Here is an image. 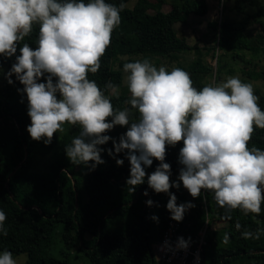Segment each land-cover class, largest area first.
Listing matches in <instances>:
<instances>
[{
  "label": "clouds",
  "instance_id": "1",
  "mask_svg": "<svg viewBox=\"0 0 264 264\" xmlns=\"http://www.w3.org/2000/svg\"><path fill=\"white\" fill-rule=\"evenodd\" d=\"M123 8L106 0H0V56L15 57L7 72L0 65V74L9 84L18 81L23 86L17 92L21 103L27 99L30 138L50 145L65 124L79 125V135L65 145V155L89 171L105 163L101 155L105 149L100 146L111 141L113 148L107 153L117 166L124 164V159L117 158L119 153L130 163L128 191L134 193L147 177L149 188L169 196L166 208L177 222L195 207L191 201L177 204L170 189L179 190L181 182L194 199L202 190H210L221 207L259 215L264 203V150L248 144L255 128L264 129V110L251 83L231 76L197 89L180 67L168 71L146 58L127 62L123 65L128 73L127 103L139 113L132 120L129 108L115 109L111 98L88 78L100 69ZM34 24L39 26L37 46H21L19 42L32 33ZM115 126H127L118 140L106 134ZM181 141L178 163L182 167L173 181L171 164L165 162L167 146ZM153 159L159 163L148 174L145 169ZM143 195H148L147 189ZM146 204L151 207L154 201ZM6 219L0 209V233L5 236ZM151 219L159 218L152 215ZM236 228L241 225L237 223ZM261 232L264 229L241 235L259 239ZM190 240L178 237L175 246L186 249ZM164 247L171 249L168 241ZM0 264L17 261L5 249L0 251Z\"/></svg>",
  "mask_w": 264,
  "mask_h": 264
},
{
  "label": "trees",
  "instance_id": "2",
  "mask_svg": "<svg viewBox=\"0 0 264 264\" xmlns=\"http://www.w3.org/2000/svg\"><path fill=\"white\" fill-rule=\"evenodd\" d=\"M128 1L106 0L117 7L124 5L121 23L112 33L100 69L95 74L89 73L88 78L95 80L111 98L115 109L129 108L131 119L136 120L139 113L127 103L130 92L127 85H122L124 63L146 58L156 66L161 60L171 62L194 49L174 27L187 22L192 14L205 15L208 4L206 0H136L127 7ZM244 3L242 0L234 6L242 14L239 19L225 15L209 23L215 29L217 49L235 59L242 57L241 51L255 54L264 50V0L252 12L245 10ZM165 4L170 5L168 11L162 10ZM227 7L222 4L221 9ZM253 24L257 25V30L252 33ZM38 31V24H34L32 33L20 41V45L29 43L35 48ZM198 54L188 66L178 63L177 67L186 70L193 86L201 89L204 85L199 82V74L215 75L212 66L203 64L200 51ZM123 56L128 58L121 60ZM14 60V56H0L5 72ZM222 66L225 64L217 66L216 80ZM258 71L264 80V66ZM251 73L252 70L247 71L248 75ZM109 84L115 87H108ZM21 87L18 81L9 84L5 77L0 78V126L10 124L13 132L5 144L0 142V209L7 216L4 222L7 235L0 233V251L7 249L13 255L25 253V264H68L77 258L81 264H158L156 242L162 238L170 219L167 203L160 199L161 193L149 188L147 177L134 193L128 191L125 182L130 163L124 153H119L117 158L124 159V164L117 166L107 153V149L113 148L111 141L100 146L105 149L101 154L105 163L95 170L72 164L65 155V145L79 135V125L65 124V130L54 134L50 145L32 140L26 131L30 123L27 99L25 96L21 103V94L17 92ZM119 87L122 88L120 93L110 94L112 89ZM257 96L264 110V92ZM126 130L127 126H115L106 134L118 140ZM182 146V141L175 147L167 146L165 162L171 164V180L182 167L178 163ZM248 146L264 150V129L255 128ZM158 163L153 159L146 173L154 171ZM146 189L147 196L143 195ZM203 196L209 221L201 264H264V232L259 239H244L241 235L244 231L255 234L257 229H264V203L259 215L245 214L239 208L221 207L212 191L202 190L199 198L192 197L195 207L186 211L183 219L193 221L192 232L199 230L206 221L201 204ZM149 199L156 203V212L153 206L146 204ZM180 201L185 202L183 197ZM152 215L158 216V221L152 220ZM214 221L225 224L212 228ZM237 223L241 225L239 230Z\"/></svg>",
  "mask_w": 264,
  "mask_h": 264
},
{
  "label": "rangeland",
  "instance_id": "3",
  "mask_svg": "<svg viewBox=\"0 0 264 264\" xmlns=\"http://www.w3.org/2000/svg\"><path fill=\"white\" fill-rule=\"evenodd\" d=\"M136 0H129L126 3L127 7H131ZM242 0H206L208 4V15L204 17H199L198 15H190L188 22L185 23H177L175 24V30L178 35L184 36L186 41L194 46L189 52L182 53L179 55L178 59H174L171 62L169 60H161L159 64H157V68L159 66H165L168 71H170L173 67H177L178 63H182L184 66H188L190 63L198 57V51L202 54L201 58L204 65L212 66V73H214L215 77L205 75L200 73V84H218L222 81H225L227 78L231 76H238L242 81L249 82L253 85L255 94L258 95L264 92V80H262L261 75L259 73L260 66H264V50L259 51L258 53H251L249 51H241V58H233L229 53H224L222 50L217 49V42L214 39L215 29L209 25V23L219 21L221 16H228L230 18L239 19L242 14H240L235 8L236 3H240ZM263 0H245L244 7L248 12H252L256 9V6L260 5ZM228 6L226 10L224 8L221 9V6ZM170 9L169 4H165L162 6L163 11H168ZM251 32H255L257 30V25L253 24L251 26ZM128 57L123 56L120 57L121 60H126ZM153 64V63H152ZM220 64H225V67H220L221 69L218 73L217 78V66ZM248 70H252L250 75L247 74ZM5 72V70L3 69ZM216 71V74H215ZM123 80L122 85H127V75L122 69ZM4 75L0 74V78H3ZM122 90L121 87L112 89L110 94H118ZM115 128V127H114ZM13 134L12 128L10 124H3L0 126V142L5 144L9 137ZM178 174L173 178L177 180ZM173 193L177 196V204H180V197L184 198L185 202L191 201L192 196L189 192L183 187L181 182V187L179 190L174 189ZM160 199L163 202L168 201L169 196L166 193H161ZM193 208H191L192 210ZM153 211H157L156 203L153 204ZM225 223L222 222H212V228H220L224 226ZM14 259L17 261V264H25L27 260V255L25 253H20L17 255H13ZM160 261V260H159ZM68 264H81V261L77 258L76 260H71ZM158 264H165L164 262H158ZM247 264V263H244Z\"/></svg>",
  "mask_w": 264,
  "mask_h": 264
},
{
  "label": "built area",
  "instance_id": "4",
  "mask_svg": "<svg viewBox=\"0 0 264 264\" xmlns=\"http://www.w3.org/2000/svg\"><path fill=\"white\" fill-rule=\"evenodd\" d=\"M201 204L206 221L196 232L191 231L193 221L183 220L182 222H177L170 218L162 238L156 242V252L161 262L165 264L173 262L178 264H201L202 248L205 245V230L209 221V210L204 196L202 197ZM187 212H190V209ZM181 236L186 240L189 237L191 238L189 246L186 249H177L175 246L177 238ZM165 241L169 242L171 249L164 247Z\"/></svg>",
  "mask_w": 264,
  "mask_h": 264
},
{
  "label": "crops",
  "instance_id": "5",
  "mask_svg": "<svg viewBox=\"0 0 264 264\" xmlns=\"http://www.w3.org/2000/svg\"><path fill=\"white\" fill-rule=\"evenodd\" d=\"M208 9H209V7H208ZM208 12L209 11H207V13L205 14V15H203V16H199V17H204V16H207L208 15ZM190 18V16L188 17V19ZM187 22H188V20H187ZM171 264H178V263H176V262H173V263H171Z\"/></svg>",
  "mask_w": 264,
  "mask_h": 264
},
{
  "label": "water",
  "instance_id": "6",
  "mask_svg": "<svg viewBox=\"0 0 264 264\" xmlns=\"http://www.w3.org/2000/svg\"><path fill=\"white\" fill-rule=\"evenodd\" d=\"M16 169V168H15ZM76 207H77V203H76Z\"/></svg>",
  "mask_w": 264,
  "mask_h": 264
},
{
  "label": "bare ground",
  "instance_id": "7",
  "mask_svg": "<svg viewBox=\"0 0 264 264\" xmlns=\"http://www.w3.org/2000/svg\"><path fill=\"white\" fill-rule=\"evenodd\" d=\"M170 220V219H169Z\"/></svg>",
  "mask_w": 264,
  "mask_h": 264
}]
</instances>
